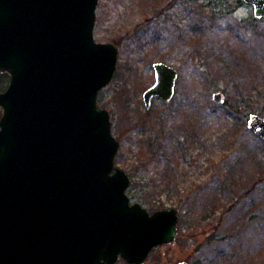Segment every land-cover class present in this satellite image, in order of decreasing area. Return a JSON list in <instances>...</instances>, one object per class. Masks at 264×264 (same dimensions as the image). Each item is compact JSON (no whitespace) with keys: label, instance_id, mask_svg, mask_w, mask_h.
Segmentation results:
<instances>
[{"label":"rangeland","instance_id":"rangeland-1","mask_svg":"<svg viewBox=\"0 0 264 264\" xmlns=\"http://www.w3.org/2000/svg\"><path fill=\"white\" fill-rule=\"evenodd\" d=\"M146 21L149 28H138ZM93 38L118 50L97 105L110 115L114 166L130 179L129 201L149 214L178 210L175 240L143 264H264V143L247 128L249 115L264 118V18L242 0H98ZM156 62L178 71L176 94L146 109ZM3 79L0 91L9 75ZM216 92L227 102L221 108ZM172 109L179 112L167 131L173 125L177 139L195 122L196 141L143 166L150 138L166 146L161 122Z\"/></svg>","mask_w":264,"mask_h":264},{"label":"water","instance_id":"water-1","mask_svg":"<svg viewBox=\"0 0 264 264\" xmlns=\"http://www.w3.org/2000/svg\"><path fill=\"white\" fill-rule=\"evenodd\" d=\"M256 20L264 0H242ZM98 0H0V264H143L173 242L178 210L149 214L114 166L119 143L97 97L118 50L93 38ZM142 94L165 104L178 71L152 65ZM212 101L223 104L220 92ZM247 128L264 143V118ZM178 264H187L181 262Z\"/></svg>","mask_w":264,"mask_h":264},{"label":"trees","instance_id":"trees-1","mask_svg":"<svg viewBox=\"0 0 264 264\" xmlns=\"http://www.w3.org/2000/svg\"><path fill=\"white\" fill-rule=\"evenodd\" d=\"M198 11H199V13H201L200 10H198ZM150 26L151 25H148V21H146L144 24L139 25L138 28H140L142 30L143 28H145V27L149 28ZM185 36L188 37L189 33L186 32ZM192 36H194V35H192ZM6 75H7V73L0 75V87H2L1 84H3V82H4L3 78L8 76V75L7 76ZM204 104H207V103H204ZM225 104H227L226 101L224 102L223 105H225ZM221 107L222 106L220 105L219 108H221ZM203 109H205V107H203ZM185 110L188 111V112L189 111L192 112L194 110V107H186ZM174 112L176 113V112H179V111L177 109H172L171 112L169 113V119H163L162 122H161L160 133L162 134V136L164 137V139H165V141L167 143L166 146H162L160 144V142H158L159 138H154V139L150 138L148 140V142H147L148 150L145 153V155L141 156V164L143 166H146V165L154 162L155 160H157V157H158L159 154L160 155L163 154L164 156L171 157L173 155V153H174V151H175L177 146H181V145L184 146V147L186 146V143L188 142V138H190L191 139L190 141H192V142L196 141L197 136H196V133H194L195 132L194 129H195V126H196L195 122H192L189 125H185V127L181 128L180 131H178L176 135H178V134H182V135L177 137V139L173 137V134H174L175 131H173V132L169 131V129L170 130H176L175 128L173 129V125L170 124L169 129L167 131L165 125H166L168 120L171 121L172 118H174V116H172V114ZM145 114H146L147 117H149V111L148 110L145 112ZM171 123L173 124V122H171ZM190 128L192 130V134H191V132L189 134V131H190L189 129Z\"/></svg>","mask_w":264,"mask_h":264},{"label":"flooded vegetation","instance_id":"flooded-vegetation-1","mask_svg":"<svg viewBox=\"0 0 264 264\" xmlns=\"http://www.w3.org/2000/svg\"><path fill=\"white\" fill-rule=\"evenodd\" d=\"M174 68V67H173ZM8 75V74H7ZM177 79H178V77H177ZM176 82H177V80H176ZM175 94H176V84H175ZM175 94H174V96H175ZM174 96H173V98H174ZM172 98V99H173ZM172 99H171V101H172ZM161 101V100H160ZM164 103V102H163ZM170 103V102H169ZM168 104V103H167ZM224 104V103H223ZM223 104H218V105H223Z\"/></svg>","mask_w":264,"mask_h":264}]
</instances>
